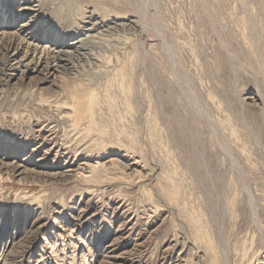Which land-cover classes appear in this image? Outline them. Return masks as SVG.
<instances>
[{
    "label": "rangeland",
    "instance_id": "374dc122",
    "mask_svg": "<svg viewBox=\"0 0 264 264\" xmlns=\"http://www.w3.org/2000/svg\"><path fill=\"white\" fill-rule=\"evenodd\" d=\"M27 4L0 18L41 49L0 47V264H264V0L0 12Z\"/></svg>",
    "mask_w": 264,
    "mask_h": 264
},
{
    "label": "bare ground",
    "instance_id": "6f19581e",
    "mask_svg": "<svg viewBox=\"0 0 264 264\" xmlns=\"http://www.w3.org/2000/svg\"><path fill=\"white\" fill-rule=\"evenodd\" d=\"M1 7H2V5H0V8ZM0 11H1V9H0ZM33 11H34V9L32 8V5L27 4V7H23L19 11L20 14H18L17 17H19L20 19H17V17L14 16V13L6 15L5 11H3L2 13L0 12V18H3V21L5 22L6 26L8 23L13 24V26H15V23H17L18 20H21L22 17L24 18L25 16H29V15L32 16ZM3 14H5V15H3ZM32 22H33L32 17L30 18L29 21L22 22V24L18 27L19 31H21V29H23V28H27V27L31 26ZM99 27H101V25L94 23L91 25V28L88 32H92L93 30L98 29ZM35 31H36V29L30 31L29 34L34 33ZM7 33L3 32L0 34V47L1 48L4 47L7 52L9 51V53L12 54L11 58L13 61L16 62V64H15L16 67L15 66L13 67L14 68L13 71H15V70L19 71L20 69H22V70H24V73H25V72L31 71L32 69L38 70L39 69L38 67L41 66L40 61L38 63V62H34L33 60H30V59L33 56V53L39 52L41 49L38 50L39 48L35 47L34 44L32 43V40H30L28 38H20V37L18 38V35L16 33H14V34L12 32L11 33L7 32ZM35 48H36V50H35ZM45 49H47L46 53H48L49 56H51V54H53L51 56L52 57V63L55 64V68L58 67V64H60V62L63 60L62 55L55 54V52H54L55 50H52V48H49V49L45 48ZM74 49H76L77 52H79L81 50L80 48H76V47ZM21 53H23L24 55H23L22 59H19V55ZM27 61H28V63H26ZM18 169H20V168H18ZM22 173H23V171H22Z\"/></svg>",
    "mask_w": 264,
    "mask_h": 264
}]
</instances>
